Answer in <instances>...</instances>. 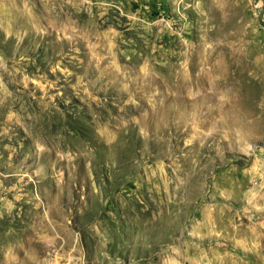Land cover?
Masks as SVG:
<instances>
[{
    "label": "rangeland",
    "instance_id": "1",
    "mask_svg": "<svg viewBox=\"0 0 264 264\" xmlns=\"http://www.w3.org/2000/svg\"><path fill=\"white\" fill-rule=\"evenodd\" d=\"M0 264H264V0H0Z\"/></svg>",
    "mask_w": 264,
    "mask_h": 264
}]
</instances>
